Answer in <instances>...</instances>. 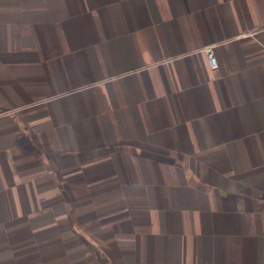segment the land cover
<instances>
[{
    "label": "crops",
    "instance_id": "0c3cea01",
    "mask_svg": "<svg viewBox=\"0 0 264 264\" xmlns=\"http://www.w3.org/2000/svg\"><path fill=\"white\" fill-rule=\"evenodd\" d=\"M0 264H264V0H0Z\"/></svg>",
    "mask_w": 264,
    "mask_h": 264
},
{
    "label": "built area",
    "instance_id": "2783aa9c",
    "mask_svg": "<svg viewBox=\"0 0 264 264\" xmlns=\"http://www.w3.org/2000/svg\"><path fill=\"white\" fill-rule=\"evenodd\" d=\"M246 36H251L252 33L245 34ZM214 45L205 46L202 51L206 55L209 65L212 69L216 68V58L214 56Z\"/></svg>",
    "mask_w": 264,
    "mask_h": 264
}]
</instances>
